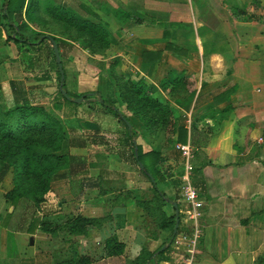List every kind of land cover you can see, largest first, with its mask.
<instances>
[{"label":"crops","instance_id":"1","mask_svg":"<svg viewBox=\"0 0 264 264\" xmlns=\"http://www.w3.org/2000/svg\"><path fill=\"white\" fill-rule=\"evenodd\" d=\"M90 2L102 5V12L96 11L86 0L81 1V4L87 7V16L76 12L96 22L107 19L110 26L112 22H117L116 30L111 29L112 37H117V41L112 40V47L107 54L109 51L112 54L113 48L119 47L121 43L125 45L127 42L134 47V53H139L135 58H141L137 62V68L143 75L141 78L151 84L153 94L162 92L166 100L172 103L175 116L180 117L174 121L175 126L168 124L159 131L152 129L147 132L142 128L148 138L140 137L137 143L145 152L155 148L160 153L161 160L154 170L161 183L163 179L180 178L184 173L185 160L177 144L190 146L192 150V182L199 190L202 201V215L199 219L201 234L192 264H264V0ZM119 15L121 19L116 17ZM124 35L127 41L122 42L120 40ZM4 36L2 43L6 47L4 56L7 60H0V63L4 62L8 71L20 69L24 75L21 80L14 76L9 79L14 106L18 103L15 96L17 89L14 88L27 89L25 77L29 74L26 71L29 66L21 59L18 46L8 44ZM77 42L73 41V48H63L70 62H76V57H80L78 52L82 48ZM81 51L88 53L86 49ZM145 51H160V59L143 63ZM75 52L77 54L73 56ZM73 58L74 61H71ZM82 63L76 91L96 90L99 74L95 72L97 67L90 62ZM180 75H184L181 88L167 95L170 84ZM87 77L92 79L89 85L81 86L80 81ZM3 87L4 81H0V89ZM178 99L185 103L180 105ZM116 123L112 133L115 132L118 137L114 143L123 145L126 139L125 127L118 119ZM98 127L93 126L92 131ZM181 128L186 129L187 133L183 130L179 138ZM89 155L90 163L93 164L90 169L98 166L94 161L104 162L97 168L100 172L103 170L102 182L115 190L120 186H133L126 171L139 170L130 159L118 160L111 154ZM127 156L123 155V158ZM103 157H107V160ZM99 174L92 173L88 177L87 190H92L93 196L88 199L92 204L87 206L86 212L88 216H103L108 220L99 228L93 227L89 235L101 232L108 238L126 231L129 236L127 239L137 238L134 240L135 247L139 242L152 252L157 250L162 245V239H152L155 248L148 247V235L139 226L145 217L142 207L114 206L110 209L113 215L111 219L106 199L114 191L106 188L107 195H102L101 190L97 192L100 185L96 179ZM169 191L174 192L175 189L170 187ZM172 205L174 202L167 204L169 213L173 212ZM179 205L180 232L190 234L193 225L187 218L188 204L182 194ZM105 241L102 240L104 246ZM120 241L126 244L122 254L106 256L103 252L95 257L93 251L95 261L91 264H126L137 258L144 248L131 249L129 240ZM158 243L159 246H155ZM166 247L162 246L161 250ZM187 248L186 244L172 245L171 252H165L164 256L167 257L163 256L157 264H184L189 255ZM100 249L105 251L104 247ZM82 254L87 255L85 251Z\"/></svg>","mask_w":264,"mask_h":264},{"label":"trees","instance_id":"2","mask_svg":"<svg viewBox=\"0 0 264 264\" xmlns=\"http://www.w3.org/2000/svg\"><path fill=\"white\" fill-rule=\"evenodd\" d=\"M74 1L78 4L77 11L85 13L86 5L79 3L80 0ZM0 2V26L6 32L5 41L16 44L21 54L24 49L29 53L38 52L45 46L48 50L47 62L51 58L49 65L53 63L52 67L55 69L37 72L34 78H48L58 83L53 96L56 104L53 106L33 101L34 99L29 98L28 91L22 87L14 88L17 89L15 96L18 103L13 107L5 108L0 103V184L8 175L12 177V187L5 194L6 201L15 206L20 200L33 203L36 210L29 226L31 233H35L37 227L55 236L60 235L61 230L70 236H88L93 227H101L107 218L90 217L75 209L64 207L61 203L58 220L42 219L39 216L41 206L53 200V188L58 179L68 177L78 166L87 167L88 159H85L84 154L74 153L75 147L88 148L91 150L90 154H111L118 160L130 159L152 183L150 198L139 200L138 204L146 210V216L150 219L148 221H152L155 229L153 230L156 231V234L152 231L154 237L162 239V245L157 250L152 252L144 248L132 264H157L165 252H171L175 237L180 233L181 221L178 232L174 234L176 208L172 205L173 212L169 213L167 204L177 202L180 209L182 179L181 177L163 179L160 187L150 169H154L160 162L161 155L155 148L143 151L137 140L140 137L148 138V134H143L142 128L147 132L152 129L159 131L168 124L175 126L174 121H178L180 117L175 116L174 107L162 92L150 93L148 89L150 84L145 79L137 81L132 77L128 78L124 72L116 69V63L113 62L104 64L105 67L102 69L104 71L99 72L96 90L83 93L69 91L67 83L69 73L63 66L65 78L62 79L50 37L56 40L61 58L64 56V47L75 46L73 41L84 42L85 49L91 56L105 57L113 44L112 31L106 21L101 19L96 22L77 15L68 9L66 0H21L20 6L12 9V0ZM173 48L179 51L178 48ZM160 56V51H145L142 62H156ZM24 61L28 66L34 65L32 58ZM183 79L184 75L178 76L170 84L167 95H172L180 89ZM63 90L67 91L69 97L64 95ZM81 97L83 100L95 99L108 112L111 110L115 112L117 119L125 127L124 146L114 143L99 128L95 131L87 130L81 135L69 131L63 119L54 110L64 107V111L66 108L67 111L73 110L75 114L82 103H77L74 99ZM178 103L181 105L185 102L178 99ZM121 106L128 114L123 113ZM181 129L179 138L183 130L187 133L186 129ZM126 154L129 156L123 158ZM83 171L88 169L85 168ZM101 174L103 170L96 179L99 185L103 179ZM170 187L175 191L170 192ZM164 245L167 247L161 250ZM105 249L108 256H117L124 251L123 243L117 236L106 239ZM90 260L88 256L74 254L66 260H60L59 264H88Z\"/></svg>","mask_w":264,"mask_h":264},{"label":"rangeland","instance_id":"3","mask_svg":"<svg viewBox=\"0 0 264 264\" xmlns=\"http://www.w3.org/2000/svg\"><path fill=\"white\" fill-rule=\"evenodd\" d=\"M81 1L85 2V0H81ZM81 1H79V3H81ZM90 1L91 0L89 1L86 0V2H89L92 5L91 7H94L96 9V11L102 12L103 10L102 5H97V4L95 5L93 2H90ZM66 2L68 4L69 10L75 12L77 15L80 13V12L79 13L76 12L77 9L79 8L77 7V3L74 0H66ZM20 4H21V0H12L11 9L19 7ZM110 9L112 13H114L113 9L112 8ZM83 15L87 16L86 13L84 12H83ZM116 17L120 19L122 18L121 15L116 16ZM1 18L3 19V17ZM106 21L108 22L107 19ZM116 23H117L116 21L112 22L111 23L112 27H111L110 22H108L110 29L113 28L116 30V25H117ZM115 30H113V32ZM4 35H6V32L0 26V47H4V48H0V60L2 61L7 60L6 56H4L6 47L3 46V43H2V39H4L2 36ZM112 40L117 41V37L113 36ZM124 40L127 41L125 38V35L120 41L123 42ZM77 43L79 44L80 48H82L81 50L85 49L84 42L80 41ZM122 44L123 46H121ZM17 49H18L21 59H31L32 58L34 60V65L33 66L29 65V68H27L26 71L29 74L26 75L25 77V80H26L25 87L27 88L26 90L29 93V96H30L29 98L34 99L33 101L35 102L53 106L55 103L53 96L56 93L57 88H58L57 81L50 80L48 78H40V79L34 78V75L37 72L40 73L42 71L55 69V67H52L53 63L49 65V62H51V58H49L47 62L48 50H46L45 46H43V48L38 52L32 51L29 53V52H26V50L24 49L21 54L18 47ZM81 50H80V53L78 52V55H80V57L78 56L76 57V60H75L76 62H70L69 61L70 59H67V56L65 55V53L63 54L64 56L62 58V64L69 73L67 75V83H68V88L70 92H73L74 90H78V87H77L79 85L78 83L79 82L78 81L79 72L78 71L80 70L81 66H83L82 62H85V63L90 62L91 65H95L97 67L95 70L96 73L104 71L102 70L105 67L104 64L113 62V63H117L116 69L119 72H124V74L128 78L132 77L133 79L138 81L143 76L140 74V71L137 68V65H139L137 64V62L141 58H138V57L135 58L136 56L139 55V53H134V47H132L131 45H128L127 42L125 45L124 43H121L119 47L117 46L114 47L113 48L114 52L111 54L112 51H109V54H106L105 57L97 56V55L91 56L89 53H84ZM74 54H77V52L73 53V56ZM83 54H85V56ZM81 55H83V58L81 57ZM86 56L91 57V58H88ZM135 59H137V61ZM93 60H96V61H93ZM71 61H74V58ZM0 65L4 67V68L2 67L0 68V81H4V87L0 89V103H2V105L5 108H11L13 107V102H12V95H11L12 86H10L9 84L10 76H14L18 80H21L23 79L22 77L24 75H22L20 69L19 71L16 69L14 70L10 69L8 71V67L7 69L5 68L6 65L4 62L0 63ZM91 80L92 79L90 77H87V79L86 78L82 79L80 81L82 82L81 86L89 85L88 82H90ZM148 89L150 93H152L153 88L151 87V84L149 85ZM94 90L95 89H91L90 91H94ZM85 92H88V91H85ZM77 103H82V104L80 107H78L77 109L78 111L75 114L73 113V110L67 111L66 108L64 111L63 109L64 107H62V109L54 110L55 113L60 115L65 125L67 126L69 131H71L72 134L81 135L83 132H87V130L90 131L88 127L91 130H94L93 126L94 127L99 126L98 128L103 133H105L109 139L112 138L113 142H117L116 137H118V135L115 132L112 133V131L115 129L116 124H117L116 123L117 117H115L116 114L114 111L111 110L107 113L103 105L99 103L98 101H96L95 99H91L89 101L82 100L81 102H77ZM121 110L123 111V113L127 112L125 108H122V106H121ZM73 152L79 155L84 154V156H86L85 159L89 160L88 157H90L89 154L91 150H89L88 148L75 147V149H73ZM99 155L102 156L101 153ZM103 159L107 160V157L105 158L103 157ZM88 160H87L88 162L87 167L78 166L77 168H75L74 171H72L69 174L68 177L64 179H58L56 181V183L54 184V188H53L54 189V192L52 195L53 200L51 198L52 201H47L46 204L42 205L40 208L39 216L42 219L58 220L57 219L59 218L58 212L60 210L61 203L64 204V207L66 206L67 208L75 209V211H79L80 213L87 215V212H86L87 206H91L92 204V202H88V199L92 198L93 191L87 190L88 186H87L86 181L88 180V177L90 176V174L92 173L99 174L100 171L97 168H100L99 165L104 164V162L94 161L95 164H98V166H95L94 167L95 169H90V165H93V164H91L92 162L90 163V160L89 161ZM85 168H87L88 171H83ZM150 171L152 174H154V176H156L157 182L159 183V186L161 187V184H160L161 182L159 180L158 173L154 169H150ZM126 174L129 175L128 178H130L132 181L133 186H131V188L133 187L136 190L127 188V187L123 188L122 186H120L119 188L115 190L114 188L107 185L106 182H102V180H101L100 186L97 188L98 189L97 192L99 190H101V192H104V191L107 192V193H102V195L108 194V191L106 188H110L114 191V193L109 195L106 199V207L108 209V213H110L111 219L113 218V215L111 214V211H110L112 207L114 206L119 207V206H125V205L140 206L138 204L139 200L148 199L151 196L152 183L147 178L143 177L140 170L139 172L137 171L127 172L126 171ZM11 187H12V177L11 175H8L5 178V180L0 184V264H59L60 260H63V259L66 260L74 254L79 255V256H88L91 259L90 263L88 264H91L93 261H95L94 258L97 256H100V254H102L103 252L106 254V256H108L106 249H104L105 251L100 249V247L105 248L102 240L107 239L105 238V236L102 235L101 232L92 233L91 235H88V236L75 237V236L67 235L63 230H61L60 235L55 236L49 233H45L41 231L40 228L36 227V232L31 233L29 231V226L31 225V222L33 220V214H34V211L36 210V207L33 205V203H31L28 200H20L16 206L6 201L5 194L6 192L9 191ZM143 211L145 213L144 221L142 222V225L139 224V226L148 235L147 236L148 244L146 245L153 246L152 239H156V238L152 234V231L154 232V234H156L155 233L156 231H154L155 229L153 227L152 221H148L150 219H148V217L146 216V210L143 209ZM105 216H109V215H105ZM107 220L108 218L104 220L102 225ZM180 235H181V232L175 237V240L179 238ZM111 236H117L119 240H129L131 242L130 243L132 247L131 249L133 248L140 249L141 247H144V246H141L139 242L137 243L135 247L134 240H137V238L133 237L132 239H127L129 238V236H128V232L126 231L120 235L113 234ZM40 240H45V241L40 242ZM175 240L173 242L174 246L176 245ZM101 242L102 244H100ZM155 246H159V243ZM123 247L125 250L126 249L125 243H123ZM144 248L141 249V251L139 252V255L141 254ZM83 251H85L87 255H83L82 254ZM93 251L95 252V255H94L95 257H93ZM132 261L130 262L127 261L126 264H132L131 263ZM93 264H98V263H93ZM103 264H107V263H103Z\"/></svg>","mask_w":264,"mask_h":264},{"label":"built area","instance_id":"4","mask_svg":"<svg viewBox=\"0 0 264 264\" xmlns=\"http://www.w3.org/2000/svg\"><path fill=\"white\" fill-rule=\"evenodd\" d=\"M177 148L182 151V155L185 160V170L182 179V195L185 202L188 204V220L193 225V231L190 234L181 233L179 238L175 240L176 246L185 244L187 245L188 257L184 264H192L195 257V251L198 239L201 234V229L199 226V219L202 215L201 207L202 201L200 200L199 190L193 185L192 182V172L194 166L191 163L192 150L190 146H183L177 144Z\"/></svg>","mask_w":264,"mask_h":264},{"label":"water","instance_id":"5","mask_svg":"<svg viewBox=\"0 0 264 264\" xmlns=\"http://www.w3.org/2000/svg\"><path fill=\"white\" fill-rule=\"evenodd\" d=\"M44 37H50V36L49 35H44ZM50 39L53 42L55 56H56L57 63L59 65V69L61 71L62 79H64L65 78V71H64V68H63V64H62V58H61V55H60L59 46H58L56 40L53 39V37H50ZM63 93H64V95L66 97H69V95H68L66 90H63ZM82 100H83V97L75 99L76 102H81ZM174 206L176 207V223H175V226H174V234H176L178 232V228H179V225H180V211L178 209V203L177 202H174Z\"/></svg>","mask_w":264,"mask_h":264}]
</instances>
